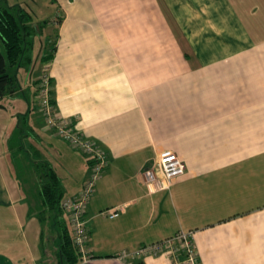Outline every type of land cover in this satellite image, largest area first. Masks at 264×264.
<instances>
[{
	"label": "crops",
	"instance_id": "1",
	"mask_svg": "<svg viewBox=\"0 0 264 264\" xmlns=\"http://www.w3.org/2000/svg\"><path fill=\"white\" fill-rule=\"evenodd\" d=\"M56 3V106L109 154L86 213L87 264H127L122 250L180 230L194 231L202 264H264V0ZM48 55L0 101V264H65L61 221L39 216L35 186L12 157L18 144L7 133L21 115L33 162L54 168L63 198L90 174L89 157L41 114L37 83ZM164 150L180 155L186 173L150 193L142 170ZM141 262L171 264L168 255Z\"/></svg>",
	"mask_w": 264,
	"mask_h": 264
},
{
	"label": "built area",
	"instance_id": "2",
	"mask_svg": "<svg viewBox=\"0 0 264 264\" xmlns=\"http://www.w3.org/2000/svg\"><path fill=\"white\" fill-rule=\"evenodd\" d=\"M50 67L51 62L48 61L43 66L37 83L39 107L46 127L72 147L85 153L90 161V174L85 180L82 190L74 196L62 199V207L68 216L71 227L73 244L81 256L79 264H87L91 260V253L88 248L90 232L86 213L97 182L109 166V154L99 143L86 137L75 126L74 119L61 116L53 101ZM185 173V162L173 150L162 151L142 170L145 184L150 193L170 189L173 181ZM106 213L114 218L119 216L120 211L111 209ZM161 255H168L171 264H202L195 247L194 231L185 230H180L159 241L145 244L134 251L122 250L118 253L117 258L127 264H141V259L145 257Z\"/></svg>",
	"mask_w": 264,
	"mask_h": 264
},
{
	"label": "trees",
	"instance_id": "3",
	"mask_svg": "<svg viewBox=\"0 0 264 264\" xmlns=\"http://www.w3.org/2000/svg\"><path fill=\"white\" fill-rule=\"evenodd\" d=\"M38 24L34 21L33 13L27 8L16 3L10 5L7 0H0V38L4 45V51L0 49V101L9 93L15 91L17 76L13 72L24 61H30L27 56L36 33ZM55 51L46 57L50 61ZM53 101L54 96H53ZM22 145L13 147L12 157L18 167V173L22 176L24 160L19 154ZM31 163V162H30ZM29 165L35 174L36 191L39 197V216L42 219L51 218L56 225L61 221L60 253L64 257L65 264H79L81 256L73 244L72 232L64 224L62 214L63 188L60 177L49 163L32 162ZM143 264V263H141Z\"/></svg>",
	"mask_w": 264,
	"mask_h": 264
},
{
	"label": "rangeland",
	"instance_id": "4",
	"mask_svg": "<svg viewBox=\"0 0 264 264\" xmlns=\"http://www.w3.org/2000/svg\"><path fill=\"white\" fill-rule=\"evenodd\" d=\"M10 5L16 3L27 8L33 13L34 21L36 22V33L33 35L32 46L27 53L30 57V61H24V63L13 70L17 76V87H23L26 84V80L30 77L31 72L33 75L36 74L39 64L42 58L48 53L52 52L53 47L56 43V35L58 31V26H56L55 19L59 14V6L56 0H7ZM53 26V27H52ZM0 49L4 51V45L0 38ZM6 106L10 107L12 103L9 101H4ZM20 116V115H19ZM18 125V126H17ZM15 125V132H8L11 134L10 137L17 141V144L22 145L23 148L20 149L19 154H25L27 159L31 162L36 160L33 155V151L30 148L29 139L27 138V133H29V127L31 126L29 119H26L25 115H21L18 120V124ZM24 167H22V178H26L30 184L36 189L35 176L32 173L31 167L24 161Z\"/></svg>",
	"mask_w": 264,
	"mask_h": 264
}]
</instances>
